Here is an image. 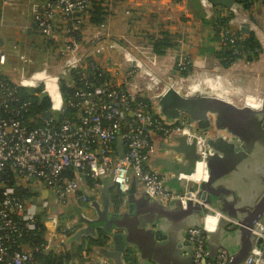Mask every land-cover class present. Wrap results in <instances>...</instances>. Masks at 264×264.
<instances>
[{
    "label": "built area",
    "instance_id": "built-area-1",
    "mask_svg": "<svg viewBox=\"0 0 264 264\" xmlns=\"http://www.w3.org/2000/svg\"><path fill=\"white\" fill-rule=\"evenodd\" d=\"M198 1L207 20L229 11L233 14L230 25L236 24L241 28L242 24L248 23L251 32L258 34L262 29L261 34H264L262 0L258 1L260 10H253L251 14L238 3L226 8L214 6L210 0ZM1 2L4 8L15 3L17 7L18 4V0ZM27 3L40 33L55 45L63 41L57 52L61 59L47 61L40 68L29 71L28 84H41L43 92L54 102L58 113L65 114V117L56 124L50 116L44 125L30 127L17 117L19 110L14 104L19 101V97L16 88L0 79V264H40L27 249L19 247L22 246L24 230L34 229L37 215L45 209L43 224L46 230L47 222L56 225L54 238L57 239H45L44 248L53 251L57 247L58 252L72 250L75 245L71 240L78 228V224L69 218L72 199L77 202L88 200L79 191L81 180L98 182L103 175H110L118 191L123 194L130 190L133 179H136L143 189L164 202L179 200L184 207L189 202L203 203L199 191L201 183L208 178L207 138L210 130L198 129L186 117L169 120L158 109V117H154L146 112L142 103L133 106L141 96L149 94L151 99L157 96V93H153L154 87L158 85L156 78L159 81L156 73L150 69H147L148 74L143 73L142 66L147 68L143 58L144 49L132 51L128 46L112 40L109 35L104 45L100 41V32L90 37L88 35L87 41L82 33V25L91 8L90 0H27ZM260 20H263L261 28L257 24ZM82 38L84 43L80 42ZM97 47L107 58L112 57V53L120 56L119 61H108L112 63L110 66L120 67L124 71L126 77L134 82L132 86L114 83L108 64L95 58ZM147 55L150 58L154 56L156 60V55H152L150 50ZM89 58L92 61L88 62ZM4 62L5 56L0 55V63ZM186 63L185 58L181 57L179 65L184 68ZM89 68L93 69L94 74L106 77L104 82L90 88L92 83L85 77H79L81 81L86 80V88L78 87L65 103L61 80L74 77L72 87H76L81 82L76 81L75 73ZM143 77L146 85L142 88L139 83ZM143 89L146 94L142 92ZM68 110H72V116H69ZM176 134L185 135L190 140L194 138L199 155L194 172L179 176L181 188L177 191L170 189L166 185L167 176L150 164L156 149V136L161 135L168 140ZM119 141L123 147L122 154L118 147ZM11 172L12 185L6 178ZM17 186L32 188L37 194L38 190L43 189L55 198V210L49 209L47 199L34 201L20 195ZM210 209L237 224L235 219L216 208ZM261 226L263 230L256 229L254 232L262 242L258 245L256 239L240 264H264V221ZM186 237L193 246V264H224V250L219 251L214 259L208 258V229L205 225L189 227ZM96 256L95 251L85 252L84 264ZM78 260L80 258L77 257L75 262ZM102 262L110 264L106 258H102Z\"/></svg>",
    "mask_w": 264,
    "mask_h": 264
},
{
    "label": "crops",
    "instance_id": "crops-1",
    "mask_svg": "<svg viewBox=\"0 0 264 264\" xmlns=\"http://www.w3.org/2000/svg\"><path fill=\"white\" fill-rule=\"evenodd\" d=\"M30 1L33 2L34 0ZM94 1L106 7L108 6L107 3L111 0ZM119 1L125 6V9L123 8L119 16H117L121 23L120 26L106 28V23L104 22H102L104 24L102 27V23L99 24L90 21L87 27L90 30L86 35L90 37L94 34L97 35V32L106 35L114 34V37L110 36L112 40L128 46L132 51H137L138 47H143V49L150 50L152 55H154L155 53L150 42L151 39L160 38L165 34H169L171 40L177 42L176 49L170 48L166 53L167 55L160 56L155 54L157 63H154V66H165L172 62L173 50H176V53L183 52L182 56H184L185 60L189 58L196 66L200 65L198 68H200L201 72H205V74H209L204 71L205 67L208 68L212 64L215 65L214 63L216 62L219 64L213 51L219 50L222 43L218 38V40L216 39V32L211 21L207 20L203 14L192 15L190 13L187 15L184 12L185 15L183 16L187 22H184V26H182V23L180 24L181 26H178L176 22L177 12L174 7L176 3V6H179V3L176 2L177 0ZM17 3V7L15 3L13 6L4 8L0 0V55L5 56V62L3 64L0 63V74L7 76L10 82L20 87L28 83L27 77L29 71L45 63L46 58L41 61L36 56L41 50L45 51L42 44L48 42V40L38 30L28 27V24L31 22V13L27 0H18ZM109 5L111 6V4ZM257 6L258 1L253 5L254 11L259 9L256 8ZM114 15L116 16V14ZM107 17L109 20H112L111 18L113 16ZM193 19L196 21L194 22L196 24L195 32H193L194 28H192L194 23L191 20ZM262 22L263 20H260L257 23L260 28L262 27ZM231 29L237 30L240 28L234 24L231 26ZM262 32L261 29L259 34H256L261 45V51L256 60L246 61L240 59L230 67H224V71L217 74L220 77H224L227 82H230L232 92L235 93H232L233 95L231 94L233 99L225 94L211 91L210 89L201 90L205 93L215 94L236 107L241 108L243 105H248L253 109H264V34H261ZM118 34L121 35V38L116 37ZM134 35L136 36L133 37ZM62 42L59 41L58 44L52 47L50 50L51 53L49 54L51 57L59 52V46ZM176 53L174 55L178 56L179 54ZM148 66L151 65L148 64ZM202 67L203 69H201ZM142 82L146 85L144 77L140 83L142 84ZM174 82L179 84L176 81ZM208 82L217 86L214 79ZM196 84L202 85L201 83ZM192 92L190 91L188 94ZM239 93L244 97L243 100L236 97V95L239 96ZM208 129L210 130L211 137L217 135L224 137V130H226H221L215 124ZM243 130L247 131V133L252 131L251 134L256 132L255 125L252 123L244 124ZM259 132L264 134L263 129ZM174 138L175 135L170 136L168 140L164 137L157 136L155 138L156 149L152 153L150 160L152 167L160 172H167L168 175L163 173L167 176L166 185L169 184L170 176L173 172L162 165L161 158L167 157L185 163L183 153L173 150L170 154L165 151V148L170 143L171 146H177L179 144L178 140ZM118 147L120 150V145ZM256 157L253 155L243 157L242 159L238 157L234 162L237 170L232 173L227 172L223 174L217 182L212 183L213 187L211 189L215 190L218 186L223 190L230 189L231 192H229V195L236 196L237 198V207L247 205L253 198L260 195L264 188V158H257V160ZM98 182V184L90 185L87 179L80 181L79 191L84 193L88 197V200L86 202H77L75 199H72L71 206H73L74 211L71 210L72 215L69 218L75 220L76 222L74 223L78 224L74 235L81 228L91 226L95 230V234H90L89 236L96 237L100 231H104L102 225L108 220L107 212L112 211L117 214L122 213V219L124 221L133 219L137 214H143L151 222L159 225L147 224L145 230L142 231L143 233H138V240H141L142 245L149 246L146 251L148 256L145 257L147 258L146 261H148V264H191L190 247L188 245L186 246L183 242V232L187 225L198 220L201 222V225H205L208 229V246L214 252L224 246L232 251L237 248V242L240 240V237L234 235L231 239L230 235L235 224L231 223L224 216L217 215L211 211V213H204V216L201 218L198 210L183 212L182 208H179L180 206L175 202L168 203L167 205H157L154 203L153 196L151 194L152 198L148 196L136 179L132 181L131 191L127 195L121 194L122 197H118V189L114 185L110 175H103L102 179ZM172 184L175 185V181H172ZM41 190H38V196L42 195V198L44 197L43 200L47 199L49 201V209L55 210L54 208L57 205L55 198L43 189ZM208 198L214 203L216 195L209 192ZM131 204L134 206L132 209ZM100 216L104 217L98 219ZM223 219L227 220L230 225H227V222L224 221L225 224L220 226ZM46 226L47 233L45 239L53 240L56 225L52 222H47ZM150 229L153 230V233ZM56 239L55 237L54 241ZM157 244L156 250L151 249ZM74 245L76 247L77 243ZM96 249L99 250V248ZM58 251L59 249L57 247L53 248L54 253H58ZM135 253L136 255H140L143 252L137 248ZM208 258L214 259L215 256L210 254Z\"/></svg>",
    "mask_w": 264,
    "mask_h": 264
},
{
    "label": "water",
    "instance_id": "water-1",
    "mask_svg": "<svg viewBox=\"0 0 264 264\" xmlns=\"http://www.w3.org/2000/svg\"><path fill=\"white\" fill-rule=\"evenodd\" d=\"M214 6H223L231 8L237 3V0H210ZM241 31L250 33V27L248 23L241 25ZM1 42V40H0ZM155 103L159 113L169 119L177 120L181 117H186L191 123L195 124L198 129H208L212 125H216L224 130V138L221 135L208 136V151H207V167L208 178L201 183L199 196L203 200V203L189 202L184 207L179 200L173 201L182 208L183 212L199 211V216L202 218L204 213H211L210 207H214L223 214L236 220L235 224L230 232L231 239L234 235L239 236L240 240L237 242V248L232 251L228 247L224 246L218 248L215 252L208 246L209 255L216 254L224 250L226 252V259L224 264H240L248 255L253 245V242L257 239V244L262 242L261 238H257L255 234L256 229L263 230L261 226L264 221V188L263 192L253 198L247 205L237 207L236 196L229 195L230 189L223 190L221 187L217 189H211L212 183L217 182L221 176L225 173H232L237 170L234 162L238 157H250L251 155L257 156L256 159L264 158V134L259 131L264 130V109H253L248 105H243L241 108L236 107L233 104L221 99L219 96L212 93H205L204 91L192 92L182 94L176 90L172 85L155 96ZM51 112L47 111L43 114L44 118H49ZM246 123H252L255 125L256 132L247 133L243 130V126ZM242 129V131H241ZM227 135V136H226ZM175 140H178L177 146H171V143L165 148L167 153L172 151L181 152L184 155L185 163H181L177 160L170 158H161L162 165L172 171L170 182L167 186L172 190H180L179 176L181 174H189L194 172L196 162L199 159V155L196 149V142L193 139H189L182 134L175 135ZM120 153H123V147L121 141ZM257 159V160H258ZM162 174L167 172L163 171ZM164 174V175H165ZM168 175V174H167ZM112 179V178H111ZM175 181V185L172 184ZM148 196L150 193L143 189ZM131 191L123 193L127 195ZM209 192L216 195L215 202L208 198ZM152 198V197H151ZM154 203L167 205L168 202H164L158 198L153 197ZM169 202V203H173ZM134 206L131 204V209ZM132 212V211H131ZM134 213V212H133ZM106 215V214H105ZM122 213L107 212L108 220L102 225V228L106 232L109 238V244L102 249H95L97 256L86 264H106L102 262V258H106L110 264H148L146 261L148 253V245H142L138 240V233L145 230L147 224H157L151 222L148 217H144L143 214H137L133 219H122ZM110 216V217H109ZM104 217V216H103ZM100 216L98 219H102ZM227 220H222L220 226L224 225ZM229 223L227 222V225ZM158 225V224H157ZM230 225V224H229ZM159 226V225H158ZM191 226H201V222L195 221L194 223L187 225L184 229V244L190 247V259L193 264V246L187 240V229ZM122 231V232H121ZM150 231L153 230L150 229ZM90 234H95V230L91 226L81 228L78 230L72 238V242L80 243L84 237ZM164 245V244H163ZM157 245L154 246L156 250ZM137 248L143 253L140 255L135 253ZM74 264H84V259H80Z\"/></svg>",
    "mask_w": 264,
    "mask_h": 264
},
{
    "label": "trees",
    "instance_id": "trees-1",
    "mask_svg": "<svg viewBox=\"0 0 264 264\" xmlns=\"http://www.w3.org/2000/svg\"><path fill=\"white\" fill-rule=\"evenodd\" d=\"M90 1L91 8L88 17L91 18L90 21L100 24L105 19L106 10L101 3L94 0ZM256 1L259 0H237V3L240 4L249 14H251L253 12V5ZM262 2L264 4V0H262ZM232 17L233 14L227 11L226 14H218L213 19L209 20L214 26L216 39L218 38L222 43L219 50L213 51L214 56L219 61L220 65L226 68L230 67L240 59H244L246 61L255 60L259 57V53L261 51V45L254 32L245 33L242 32L241 29H231L232 25L229 24V21ZM29 27L38 30V27L33 22L32 18ZM38 32L40 33L39 30ZM169 36V34H165L160 38L151 39L150 42L155 54L160 56L165 55L170 48L177 46V42H173ZM48 44H53L52 40H48ZM90 61H92L91 58L88 59V62ZM186 62V66L184 68L180 65L177 66V68L179 67V72L186 73L184 69L187 68V64L189 65V63H191V59H186ZM75 76L76 81L81 82L76 87H72V81L75 80L74 77H65V79L61 80V89L66 100L65 103L68 102L78 87L86 88V80L81 81L79 77H85V79H88V81L93 85L92 86L90 84V88L99 86V84H102L106 79V77L100 76L98 73L94 74L92 68L83 70L81 73H75ZM0 79L6 80L10 85H12V87L16 88V92L19 97V101H16L14 104L19 110L17 117H19L30 127L44 125L48 118H44L43 114L47 111L51 112V117L56 121V124L60 123L64 119L65 114L58 113L54 102L43 91H41L42 87L28 84L17 87L12 82H10L7 76L3 74H0ZM24 103L28 104L24 105ZM141 103L145 105L146 112L150 113L154 117H158L157 106L154 104V102H152L151 98L147 96H141L138 98L136 103H133V106H137ZM68 114L69 116H72V110H68ZM6 178L9 180V184L12 185V172ZM88 183L90 185H95L99 182L88 179ZM16 190L20 195L26 196L32 200L38 196V194L32 188L17 186ZM118 197H122L119 191ZM70 209L73 210V207ZM71 212L72 211L68 212L70 213L69 217L72 215ZM37 217L38 219L36 227L34 229L24 230V235L21 237L23 240L21 243L22 246L18 247L19 249H27L32 254L34 259H36L40 264H72L75 262L77 257L83 259L85 252L90 253L96 248L102 249L109 244V238L106 235V232L100 231L96 237H84L83 240H81V242L76 245V247L74 246L72 248V250L54 253L53 251L46 250L44 248V245L46 244V240L44 238L46 228L43 224V221L46 217V209L40 212ZM74 222L76 221L74 220Z\"/></svg>",
    "mask_w": 264,
    "mask_h": 264
},
{
    "label": "rangeland",
    "instance_id": "rangeland-1",
    "mask_svg": "<svg viewBox=\"0 0 264 264\" xmlns=\"http://www.w3.org/2000/svg\"><path fill=\"white\" fill-rule=\"evenodd\" d=\"M111 1H109V3H107L108 6H106V7L103 6L105 8V10H106V14H105V19L102 22L106 23V26H105L106 28L107 27H113L114 28L116 26H120L121 23H120V20H119V18L117 16H119L120 11H122L123 8L125 9V6L122 4L121 1H119V0H111ZM172 1H174V0H172ZM176 2L179 3V6H176V4H177ZM176 2H174V3H176V4H174V7H175V10L177 12L176 22H177L178 26H181L180 25L181 23H182V26H184V22H187V20L183 16V15H185V13L187 15L190 14V13H192V15L193 14H195V15L203 14V16L205 14V11H204L203 7L201 6V4H200V2L198 0H177ZM109 4H111V6ZM256 8H258V6ZM114 14H116V16ZM107 16H109V17L113 16L111 18L112 20H109V18ZM90 19H91L90 17H86L85 18V22L82 25V33L85 34V39L87 41L89 40V38H88V35H86V33L89 31V29H87V27L90 24ZM188 21H190V20H188ZM191 21H193V23L196 22L194 19L191 20ZM124 26H126V25L124 24ZM134 27H135V24H134ZM192 28H194L193 32H195V30H196L195 29L196 28V24L195 23L193 24ZM109 36H113L114 37L115 35L114 34L113 35L110 34ZM135 36L136 35H134L133 37H135ZM116 37L121 38V35L118 34V35H116ZM100 41L103 42V44L105 45L106 44L105 42L107 41V35L106 34H101ZM80 42L84 43L83 38L80 40ZM54 45H55V43L50 45V44H48V42H44L42 44V46H43V48H45V51L41 50L36 56L37 59L43 61L46 58L45 62H47V61L51 62V61H55V60H60L61 58L57 55L58 53L55 54L53 57H51V55H49L51 53L50 50L52 49V47ZM139 48L143 49V47H138V49ZM174 48L176 49V47H174ZM143 51H144L143 58L145 59L147 64L151 65V66H148L146 64L147 69H150L151 71L153 70V72L156 73V75H157V77L159 79V87H160L159 91H158L159 94L161 92H163L167 88V86L172 85L174 81H176V80H178V79H180L182 77L185 78V77H187V76H189V75H191L193 73H200L201 72L200 68H198L200 65L196 66L195 63L192 60H191V63H189V65L187 64V68L184 69L186 73L179 72L180 70L178 69L179 67L177 68V66H179V64H180V58L183 55V52H177L176 53L175 52L176 50H173L174 54L176 53V54H179V55L176 56V55L172 54V57H173L172 58V62L168 63L165 66H159L158 65L156 67V66H154L155 65L154 63H157V61L153 58L154 56L151 55L152 56L151 58L148 57V55H147L148 49H146V48ZM108 52L109 51L107 50L106 53L108 54ZM94 55H95L96 60H98L100 62L104 61L105 64H108L107 68H108V70H110V72H111L110 74H112V76L114 78V83L116 85H120V84L128 85V86H132L133 85L134 82L132 80H130L129 77L128 78L126 77V74L124 73V71L120 67H117V68L115 67L114 68L113 66H110V65H112V63L110 61H108V60L111 59L112 62H114L115 60L119 61L120 56L117 53H112L111 54L112 57L107 58L106 54L97 47L95 49V51H94ZM165 55H167V54H165ZM182 57H184V56H182ZM44 64H42L41 66H43ZM214 64L215 65L212 64V66H210L208 68L205 67L204 71H206L209 74H220L221 71H224L223 70L224 67L221 66L220 63L218 64L216 62ZM41 66H38L36 68H40ZM201 69H203V67ZM157 70H159V71H157ZM156 71L159 72V74H157ZM135 75L136 74H134V76ZM139 79H141V78H139ZM26 84H28V83H26ZM28 85H35V84L31 83V84H28ZM140 85L143 88L145 83H143V82H142V84L139 83V86ZM35 86L42 87L41 84H36ZM41 91H43V88L41 89ZM142 92L145 93L144 89L142 90ZM180 92L182 94H187L190 91L182 90ZM146 96L151 97L149 94H146ZM154 98L155 97H152V102H154V104H156ZM43 198H42V195L36 196L34 198V201H37V200L43 199ZM40 208H41V206L38 207V209H40Z\"/></svg>",
    "mask_w": 264,
    "mask_h": 264
},
{
    "label": "bare ground",
    "instance_id": "bare-ground-1",
    "mask_svg": "<svg viewBox=\"0 0 264 264\" xmlns=\"http://www.w3.org/2000/svg\"><path fill=\"white\" fill-rule=\"evenodd\" d=\"M142 69H143L144 75L149 73V71L147 70V68L145 66H142ZM211 79H214L216 81L217 86H215V84H211L210 82H208ZM156 82L158 83V85H156L154 87L153 93H158L159 81L157 80V78H156ZM176 82H178L179 84L173 82L172 86L178 91L186 90V91L198 92V91H202L204 89H206V90L210 89L211 91L218 92L221 94H225L226 96H229L231 98L233 95L232 93H234V92H232L233 90H232V87L230 85V82H227V80L224 79V77H222V76L220 77L217 74H205V72L193 73V74H191L185 78L182 77V78L176 80ZM196 83H201L202 85L196 84ZM193 84H196V85L188 88L189 86H191ZM240 96H241V93H239V96L236 95V97L243 100L244 97H242V96L240 97ZM196 176H198V175H196Z\"/></svg>",
    "mask_w": 264,
    "mask_h": 264
}]
</instances>
